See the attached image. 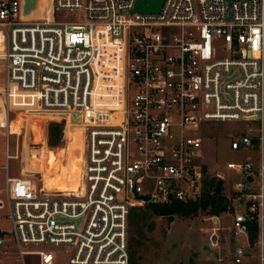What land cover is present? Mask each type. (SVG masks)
<instances>
[{"label": "built area", "instance_id": "obj_1", "mask_svg": "<svg viewBox=\"0 0 264 264\" xmlns=\"http://www.w3.org/2000/svg\"><path fill=\"white\" fill-rule=\"evenodd\" d=\"M138 1L45 0L26 19L24 0H0L6 138L26 129H11L20 114L47 115L62 120L61 165L69 143L80 150L74 187L47 189L38 166L6 173L0 250L15 248L19 264H53L48 246L67 264H129L130 209L199 199L203 132L239 122L229 146L252 154L226 162L241 178L225 194L229 210L243 205L233 233L247 246L228 264H264V0H161L154 12L134 11Z\"/></svg>", "mask_w": 264, "mask_h": 264}, {"label": "rangeland", "instance_id": "obj_2", "mask_svg": "<svg viewBox=\"0 0 264 264\" xmlns=\"http://www.w3.org/2000/svg\"><path fill=\"white\" fill-rule=\"evenodd\" d=\"M43 4H45V1ZM62 15L63 14L57 17L61 18ZM66 15L68 19L73 20L78 16V19L82 20L80 12H76V14L67 13ZM32 18V14L26 16V19ZM3 65V61L0 60V86L3 84V75L1 74L4 70ZM16 116L17 114L14 111H10L8 118L11 120ZM42 116L44 117H33L31 114H20L12 124L15 129H18L22 124L26 129H24L19 136L12 133L6 138L7 129L4 126V121L6 125L7 117L0 100V125H3L0 126V229L8 231L11 228L10 220L7 217L8 209L5 192L6 173L9 176H21L22 168L25 167L26 174L31 171L34 172L37 168L34 169L32 167H39L42 164H40L41 162H31L30 160H35L34 153H37L44 143L45 146L43 148L49 147L51 149V152H47L48 155H54L56 158H58L56 153L59 154L62 147H65L61 137L62 131L57 140L50 139L48 132L49 126L52 123L58 122L62 125V120L55 121L47 115ZM30 120L34 122L32 127L33 132L29 130ZM43 125L45 126L46 132L45 138L42 136L43 131L41 127ZM14 128L13 130H15ZM239 128V122L210 124L203 132L205 138H202L200 147L201 160L209 167V173L213 175L216 170L223 173L227 182L224 188L226 194L229 193L228 190L235 181L241 178L239 173L226 168V162H240L252 154L248 150L236 151L230 148V138L226 133L230 132L232 135H236ZM33 137L35 142L32 139ZM51 143L53 144L51 145ZM70 147L71 150L68 151V155L71 159L73 155L79 152V149L78 146L74 145ZM72 148H74V150ZM6 151L16 155V157L14 159H6ZM31 157L32 159H30ZM49 160H46V162ZM6 162L8 165L7 170L4 167ZM61 164V161L58 160L55 174L62 180L63 177L66 178L68 167L66 166L67 168H65V166ZM70 170L71 174H75L76 176V167L72 165ZM42 172L44 173L43 169ZM30 178L34 183H38L37 176H30ZM233 208L234 212H239L242 210L243 205L238 204L233 206ZM233 211L227 210L222 212L218 216V219H213V216L201 211L191 216L175 215L174 219L170 222L166 220V217L157 216L153 218L155 227L153 231L147 233L148 240L145 241L140 257L137 260L138 264H191V262L194 264L230 263L233 247L237 245L243 247L247 246L244 234L233 233ZM213 234L216 235L215 243H213L211 239ZM26 248L28 249L29 247ZM47 251H50L54 256L53 264H67L68 254L62 247L48 246ZM16 257L15 248L13 247L7 248L6 252L0 250V264H19ZM24 257L26 264H39L36 255L27 254Z\"/></svg>", "mask_w": 264, "mask_h": 264}, {"label": "trees", "instance_id": "obj_3", "mask_svg": "<svg viewBox=\"0 0 264 264\" xmlns=\"http://www.w3.org/2000/svg\"><path fill=\"white\" fill-rule=\"evenodd\" d=\"M49 138L57 140L61 133V124L54 122L49 126ZM53 143H51L52 145ZM56 144V143H55ZM201 194L199 199L191 202L173 201L168 204H145L144 207H132L128 216V250L129 264H138L140 253L148 240L147 233L153 231V218L170 215L191 216L199 211L210 216H219L229 210V200L224 192L223 180L212 176L207 167H202ZM191 264H194L191 262Z\"/></svg>", "mask_w": 264, "mask_h": 264}, {"label": "bare ground", "instance_id": "obj_4", "mask_svg": "<svg viewBox=\"0 0 264 264\" xmlns=\"http://www.w3.org/2000/svg\"><path fill=\"white\" fill-rule=\"evenodd\" d=\"M34 12H36V10ZM12 125H11V129L13 130ZM15 130L18 131V129H15ZM45 133H46L45 128H43V137L44 138H45ZM43 142H44V140H43ZM44 144H42V145H44ZM71 145L72 144L69 143L68 151L71 150V147H70ZM45 150L46 149H44V148H42V149L39 148V151L37 153H34L35 160H33V162H38V163L41 162L40 164H42V165H40L39 167H41L44 170L46 188L47 189H62L64 187H66L67 181H70V186L74 187L75 186L74 185L75 184V181H74L75 180V174H71V170H70L69 171L70 176L66 175V178L63 177L62 180L60 178H58L55 174V171H56L55 168L57 167L58 158H56L54 155L49 156L48 153H45ZM73 156H74V158L70 159V156L68 155L69 163L66 166H68L70 164L71 166L73 165V167L74 166L76 167V163L79 161V158H80V150L78 153H76V155H73ZM49 158H50V160H49ZM46 160H49V161L46 162ZM66 166H65V168H67ZM63 172H64V170H63Z\"/></svg>", "mask_w": 264, "mask_h": 264}, {"label": "water", "instance_id": "obj_5", "mask_svg": "<svg viewBox=\"0 0 264 264\" xmlns=\"http://www.w3.org/2000/svg\"><path fill=\"white\" fill-rule=\"evenodd\" d=\"M45 0H24L23 2V13L25 15L31 13L32 11H35L37 8H39ZM161 4V0H139L135 6V10L137 11H158ZM249 179H251L249 177ZM174 219V215H170L166 217V220L170 222ZM213 219H216V217H213ZM212 242H216V235H212Z\"/></svg>", "mask_w": 264, "mask_h": 264}, {"label": "crops", "instance_id": "obj_6", "mask_svg": "<svg viewBox=\"0 0 264 264\" xmlns=\"http://www.w3.org/2000/svg\"><path fill=\"white\" fill-rule=\"evenodd\" d=\"M4 121V120H3ZM33 121V120H32ZM5 123V122H4ZM30 123V122H29ZM0 126H2V125H0ZM45 126L43 125L42 127H41V129H42V131H43V128H44ZM13 128H14V125H13ZM15 129V128H14ZM25 135V134H24ZM42 136H43V132H42ZM25 137V136H24ZM45 145H42L40 148L42 149L43 147H44ZM44 149H46L45 150V153H49V152H51L50 150V148L49 147H45Z\"/></svg>", "mask_w": 264, "mask_h": 264}]
</instances>
